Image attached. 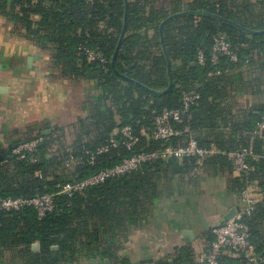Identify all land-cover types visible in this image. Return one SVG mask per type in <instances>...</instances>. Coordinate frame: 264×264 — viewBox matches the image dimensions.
Listing matches in <instances>:
<instances>
[{"label": "trees", "instance_id": "obj_1", "mask_svg": "<svg viewBox=\"0 0 264 264\" xmlns=\"http://www.w3.org/2000/svg\"><path fill=\"white\" fill-rule=\"evenodd\" d=\"M178 13L182 14L160 30L163 21ZM0 17L19 27L39 51L48 52L51 67L63 79L95 84L98 90L93 99L85 101L87 115L74 123L72 141L61 127L47 134L43 129L23 133L13 143L42 140L24 159L14 156L0 161V198L52 195L54 202L53 210L42 217L31 206L0 212V250L10 253L12 260L78 264L84 258L130 264L119 250L128 241L131 226L157 197L168 177L169 163L150 161L137 171L82 192L64 194L59 187L142 152L178 148L189 137L201 148L214 146L225 153L250 148L252 171L228 178V189L239 194L247 184L255 183L264 194V130L249 138L264 113V103L242 110L227 89L230 84L247 82L241 74L249 66L254 73L248 84L250 92H262L264 33L249 34L234 24L255 32L264 30V0H0ZM124 24L126 30L116 52ZM218 33L225 34L236 51V61L221 57L216 65L210 62L212 38ZM80 45L98 51L105 62L77 57ZM200 52L203 65L197 62ZM170 78L172 85L164 92ZM188 91L197 92L199 99L181 122L171 121L181 134L154 139L155 119L164 110L179 109L182 93ZM124 126L137 138L130 150L119 133ZM111 138L118 146L90 164L86 151ZM70 154L78 160L72 172L64 167ZM182 163L184 173L199 167L213 173L233 172L231 161L221 154L185 158ZM243 222L255 252L262 253L264 201ZM189 253L179 252L170 261L157 264H195ZM262 260L259 264H264V255ZM242 261V257H220L221 264Z\"/></svg>", "mask_w": 264, "mask_h": 264}, {"label": "crops", "instance_id": "obj_2", "mask_svg": "<svg viewBox=\"0 0 264 264\" xmlns=\"http://www.w3.org/2000/svg\"><path fill=\"white\" fill-rule=\"evenodd\" d=\"M253 74L246 66L241 75L247 82L227 88L233 103L242 110L264 103V83L261 93L250 92ZM97 94L95 84L63 79L58 69L51 67L48 52L39 51L19 27L0 17L1 154L18 145L13 141L23 133L39 129L50 132L61 127L66 137H72L74 123L87 115L85 101ZM167 163L168 177L157 197L131 226L128 241L119 250L130 264H143L146 259H152L153 264L170 261L185 251L197 264L214 239L213 229L230 209L240 206L238 194L228 189V178L236 176L233 172L213 173L199 167L184 173L182 161ZM0 264L21 263L0 250ZM78 264L110 263L82 258Z\"/></svg>", "mask_w": 264, "mask_h": 264}, {"label": "built area", "instance_id": "obj_3", "mask_svg": "<svg viewBox=\"0 0 264 264\" xmlns=\"http://www.w3.org/2000/svg\"><path fill=\"white\" fill-rule=\"evenodd\" d=\"M76 56L85 57L87 61L105 62L104 57H102L98 51L84 45L78 47ZM221 57H227L230 61L237 60L236 51L232 50L225 34L218 33L212 38L210 62L216 65ZM197 62L199 65H203L204 63V56L201 52L198 53ZM198 99L199 94L197 92H183L181 98L182 106L179 109L164 110L155 119L153 138L156 140H166L172 136L181 134V132L179 133L173 129L171 121L181 122L182 117L188 113V110L195 105ZM263 130L264 113L256 123L255 129L249 133V138L253 139L254 136L260 135ZM119 133L124 138L123 145L126 149L130 150L137 142V138L134 136L132 129L129 126H124L120 128ZM41 140L42 138L39 137L16 145V147L12 149V155L17 159H24L25 154L34 150ZM117 146L118 142L114 138H111L107 144L100 145L94 150H87L86 154L89 156V163L93 164L97 156L108 153ZM69 151L70 150L67 149V152ZM216 154L226 155L229 158L233 166V173L236 176L248 175L252 171V167L248 162V158L252 156L250 148L241 147L233 152L225 153L217 150L214 146L201 148L198 146L195 138L189 137L186 144L183 146L178 148L167 146L160 151L150 153L142 152L133 155L85 179L65 183L59 187V190L64 194L82 192L91 186L103 183L107 179L137 171L143 164L158 159L167 163L171 161H182L190 157L204 159ZM77 163V158L70 154L67 161L64 163V167L72 172ZM238 199L240 201L239 211H237L231 219L224 222L223 226L213 229L212 234L214 239L210 243L209 248L201 254L197 264H221V255H227L230 258H239L243 256V261L239 264H259L263 261V257L256 258L257 253L255 252L254 245L250 243L249 233L243 219L252 214L258 203L264 201V194L255 183H249L238 194ZM28 206L33 207L38 216L42 217L47 212L53 210V197L52 195H42L33 198H0V212H15Z\"/></svg>", "mask_w": 264, "mask_h": 264}, {"label": "water", "instance_id": "obj_4", "mask_svg": "<svg viewBox=\"0 0 264 264\" xmlns=\"http://www.w3.org/2000/svg\"><path fill=\"white\" fill-rule=\"evenodd\" d=\"M181 14H182V13L175 14V15L169 17L168 19H166L165 21H163L162 24H161V28H160V30L162 29V26H163L167 21H169L170 19H172V18H174V17H177V16H179V15H181ZM213 16H214L215 18L219 19V20H225L226 22H230L229 20L222 19L221 17H219V16H217V15H213ZM125 20H126V15H125ZM233 24H234V23H233ZM234 25L237 26L238 28L242 29L244 32L249 33V34L264 33V30H262V31H258V32H255V31H251V30H249V29H247V28L241 27V26L238 25V24H234ZM125 30H126V26H125V24H124V27H123V29H122V31H121V35H120V39H119V42H118V46H117L116 52H117L118 49H119V46H120V43H121V39H122V37H123V35H124V33H125ZM116 52H115V54H114V57H113V59H112V62H114V60H115ZM29 61H30V59H29ZM171 85H172V82H171V78H170L169 86H168V88H167L164 92H166L167 90H169L170 87H171ZM151 92H152V93H156V92H154V91H151ZM161 94H162V93H161ZM48 132H49V130H45V131H43V134H47ZM15 147H16V145L9 146V147L7 148L5 154H1V153H0V161H3L4 159H7V160L12 159L14 156L11 154V150H12L13 148H15ZM239 209H240L239 206L230 209V210H229V211L223 216V218H222V222L218 225V227L223 226V225H224V222H226V221H228L229 219H231V218L236 214V212L239 211ZM263 255H264V251H263L262 253L257 254V255H256V258H262ZM242 258H243V256H242ZM142 263H143V264H153V260H152V259H146V260L143 261Z\"/></svg>", "mask_w": 264, "mask_h": 264}, {"label": "rangeland", "instance_id": "obj_5", "mask_svg": "<svg viewBox=\"0 0 264 264\" xmlns=\"http://www.w3.org/2000/svg\"><path fill=\"white\" fill-rule=\"evenodd\" d=\"M73 136H74V135H73V131H72V137H68V136H67L66 138H67V140H71V141H72L73 138H74Z\"/></svg>", "mask_w": 264, "mask_h": 264}]
</instances>
